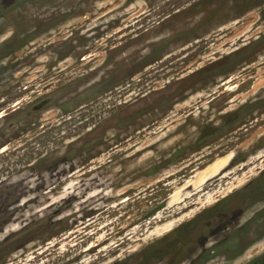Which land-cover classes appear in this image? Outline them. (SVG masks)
<instances>
[{"label": "rangeland", "instance_id": "rangeland-1", "mask_svg": "<svg viewBox=\"0 0 264 264\" xmlns=\"http://www.w3.org/2000/svg\"><path fill=\"white\" fill-rule=\"evenodd\" d=\"M263 258L264 0H0V264Z\"/></svg>", "mask_w": 264, "mask_h": 264}, {"label": "flooded vegetation", "instance_id": "flooded-vegetation-1", "mask_svg": "<svg viewBox=\"0 0 264 264\" xmlns=\"http://www.w3.org/2000/svg\"><path fill=\"white\" fill-rule=\"evenodd\" d=\"M207 258H210V255L209 254H206V252H204L203 253V260H205V259H207ZM216 258H218V257H216ZM264 259V258H263ZM263 259H261L258 263H256V264H262V260ZM202 260V261H203Z\"/></svg>", "mask_w": 264, "mask_h": 264}, {"label": "trees", "instance_id": "trees-1", "mask_svg": "<svg viewBox=\"0 0 264 264\" xmlns=\"http://www.w3.org/2000/svg\"><path fill=\"white\" fill-rule=\"evenodd\" d=\"M262 264H264V259L262 260Z\"/></svg>", "mask_w": 264, "mask_h": 264}, {"label": "bare ground", "instance_id": "bare-ground-1", "mask_svg": "<svg viewBox=\"0 0 264 264\" xmlns=\"http://www.w3.org/2000/svg\"><path fill=\"white\" fill-rule=\"evenodd\" d=\"M3 116V115H2Z\"/></svg>", "mask_w": 264, "mask_h": 264}]
</instances>
